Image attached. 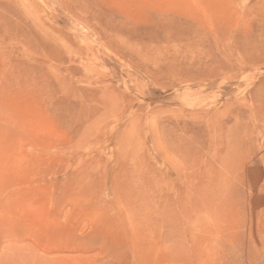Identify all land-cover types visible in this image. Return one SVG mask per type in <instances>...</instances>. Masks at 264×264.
I'll return each instance as SVG.
<instances>
[{"label":"rangeland","instance_id":"1","mask_svg":"<svg viewBox=\"0 0 264 264\" xmlns=\"http://www.w3.org/2000/svg\"><path fill=\"white\" fill-rule=\"evenodd\" d=\"M0 264H264V0H0Z\"/></svg>","mask_w":264,"mask_h":264}]
</instances>
